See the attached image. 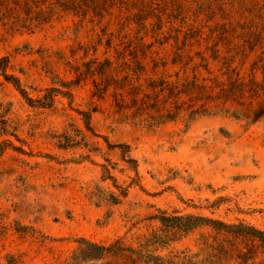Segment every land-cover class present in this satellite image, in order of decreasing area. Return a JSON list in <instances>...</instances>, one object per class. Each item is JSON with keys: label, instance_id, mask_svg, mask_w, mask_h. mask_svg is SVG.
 <instances>
[{"label": "rangeland", "instance_id": "374dc122", "mask_svg": "<svg viewBox=\"0 0 264 264\" xmlns=\"http://www.w3.org/2000/svg\"><path fill=\"white\" fill-rule=\"evenodd\" d=\"M175 1L201 23L191 55L259 31L215 24L233 0ZM125 2L0 0V264H264V116L174 110L169 87L199 59L183 70L150 38L132 54Z\"/></svg>", "mask_w": 264, "mask_h": 264}, {"label": "trees", "instance_id": "16d2710c", "mask_svg": "<svg viewBox=\"0 0 264 264\" xmlns=\"http://www.w3.org/2000/svg\"><path fill=\"white\" fill-rule=\"evenodd\" d=\"M232 12L228 14V21L215 24H223L226 26H240L244 29H255L259 31L250 32L244 38L240 45H228L223 52L217 49L216 46H207L204 51H196L193 55L192 47L186 50L185 42L193 40L197 36L196 30L189 24H201L197 20L188 21L182 15L180 6L175 0H126L127 16L124 19L126 24L136 23V30L126 34L128 46H134L130 52L137 54L138 44L144 47V39L150 38L152 42L149 45H163L170 40L173 41L171 54L173 55V63L181 64L185 70L188 62L194 58L199 59V63L192 68L193 75L191 79L185 77L176 80L170 85L169 90L175 91L172 96L174 100V110L181 107L193 108L196 103L201 102L199 111H225L231 112L234 117H241L256 121L264 116V0H233L230 2ZM149 24L146 26L145 24ZM179 24V26H175ZM167 27V31L162 29ZM189 27L186 31L182 28ZM183 38V46L179 45V37ZM193 46V45H190ZM211 60H219L222 65L227 67L233 61L238 60L241 67L248 60L249 72L245 77L232 78L227 76L224 81L218 80L217 77L208 79H199L197 72L200 68L206 69L207 63ZM260 75V78L257 77ZM155 82H151V87L155 86ZM184 94L187 99L178 105L180 96ZM196 111L192 110V114ZM170 115L168 111L167 117ZM175 221H193L192 223L176 225L182 229L188 230L202 222L217 224L222 227H227L220 222H215L206 218L194 217H173ZM197 221V222H194ZM261 235L260 232H256ZM84 246L89 250L95 251V255L90 256L91 259L99 258L105 251V248L94 243L84 241ZM85 251L82 250V253Z\"/></svg>", "mask_w": 264, "mask_h": 264}]
</instances>
